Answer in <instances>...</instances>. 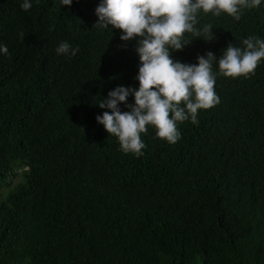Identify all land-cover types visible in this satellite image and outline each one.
Wrapping results in <instances>:
<instances>
[{
    "label": "trees",
    "instance_id": "1",
    "mask_svg": "<svg viewBox=\"0 0 264 264\" xmlns=\"http://www.w3.org/2000/svg\"><path fill=\"white\" fill-rule=\"evenodd\" d=\"M21 3L0 0V264H264V63L218 75L220 103L176 144L150 127L137 158L96 120L109 90L139 86L136 42L94 26L99 0ZM200 21L216 39L174 59L264 38V4Z\"/></svg>",
    "mask_w": 264,
    "mask_h": 264
},
{
    "label": "clouds",
    "instance_id": "2",
    "mask_svg": "<svg viewBox=\"0 0 264 264\" xmlns=\"http://www.w3.org/2000/svg\"><path fill=\"white\" fill-rule=\"evenodd\" d=\"M40 0H35L39 3ZM60 6H71L73 0H57ZM264 0H99L95 9L99 29H119L122 41H135L140 63L135 79L138 87L119 85L109 90L99 103L104 111L96 120L107 133L118 139L125 154L142 157L147 147L142 134L155 128L156 137L176 144L182 134L178 125L199 123L198 114L220 103L215 91L218 75L250 79L264 63V38L248 36L243 47L228 43L223 54L212 51L198 55L196 63L174 59L172 52L183 50L194 38L215 40L214 26L201 24V13H222L239 21L245 9L259 8ZM33 0H22L20 7L29 11ZM54 30V25L49 29ZM24 39V33H19ZM122 47H127L126 44ZM57 55L74 57L79 47L62 41ZM0 54L10 55L0 44ZM219 72H214V64ZM129 97L134 100L129 102ZM128 109L122 111L121 105Z\"/></svg>",
    "mask_w": 264,
    "mask_h": 264
}]
</instances>
